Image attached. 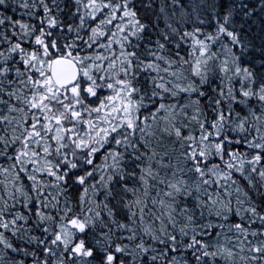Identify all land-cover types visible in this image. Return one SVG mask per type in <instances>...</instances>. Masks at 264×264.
I'll use <instances>...</instances> for the list:
<instances>
[{
    "label": "snow or ice",
    "instance_id": "6c2138e0",
    "mask_svg": "<svg viewBox=\"0 0 264 264\" xmlns=\"http://www.w3.org/2000/svg\"><path fill=\"white\" fill-rule=\"evenodd\" d=\"M0 264H264V0H0Z\"/></svg>",
    "mask_w": 264,
    "mask_h": 264
}]
</instances>
